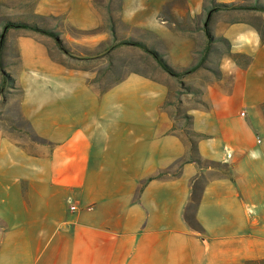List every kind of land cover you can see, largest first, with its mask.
I'll use <instances>...</instances> for the list:
<instances>
[{"label":"crops","instance_id":"crops-1","mask_svg":"<svg viewBox=\"0 0 264 264\" xmlns=\"http://www.w3.org/2000/svg\"><path fill=\"white\" fill-rule=\"evenodd\" d=\"M171 1L124 0L125 23L172 39L158 23ZM210 1L179 0L174 17L209 19L211 35L250 63L227 59L220 83L202 84L189 126L164 74L131 72L101 90L35 34L8 32L5 56L16 44L12 76L34 139L0 129V264H264V0H214L258 9L208 16ZM186 44L170 48L186 56L176 69L190 65ZM101 50L83 59L111 55ZM194 195L201 231L187 219Z\"/></svg>","mask_w":264,"mask_h":264},{"label":"rangeland","instance_id":"rangeland-1","mask_svg":"<svg viewBox=\"0 0 264 264\" xmlns=\"http://www.w3.org/2000/svg\"><path fill=\"white\" fill-rule=\"evenodd\" d=\"M55 0H15L6 2L0 7V31L1 25L6 20L26 21L35 24L38 28L48 30L57 35V39L63 42L70 55L65 54L58 47L57 39L48 35L28 31L38 36V42L48 48L51 56L60 62H66L76 69L86 70L88 79L96 83L101 90H106L112 83H115L131 72H149L152 76L164 74L170 89V100L174 102V110L178 116H182L183 122L189 126L190 121L185 114L189 108L199 106L202 84L220 83L223 79L222 66L227 59L245 65L247 60L239 54H233L230 44L222 39L211 35V41L204 32V22L198 19L185 17L181 20L175 18L174 8L179 0H172L168 3V10L159 16L158 23L172 32L174 38L164 39L158 34L148 31L141 24V28H131L126 24L123 17L124 0H70L76 3L70 8L53 7ZM208 1V0H207ZM210 1V0H209ZM207 7L214 5V0L206 2ZM244 10V9H230ZM248 10V9H246ZM74 11V12H73ZM208 14V9L205 10ZM130 15H132L130 13ZM124 21V22H123ZM264 34V22L259 21ZM177 36V37H175ZM64 37L67 42L64 43ZM125 40H131L145 44L148 48L159 52L164 60L177 72H183L192 67L196 71L176 79L160 68L154 58L142 48L132 45H120ZM193 42L190 65L184 69H176L173 66L181 65L186 56L176 55L188 47L187 41ZM174 45V54L170 48ZM116 46V47H115ZM16 44H11L8 55L4 57V70L11 77L16 70L19 61V54ZM111 48L110 56H102L96 60H85L88 49L103 52ZM114 47V48H113ZM78 52V54L70 51ZM73 51V52H74ZM98 52V53H99ZM83 53V54H81ZM176 57V61L169 60ZM169 60V61H168ZM180 63V64H178ZM1 80H3L0 72ZM154 88H151L150 92ZM23 91L18 85L7 84L3 96L0 97V129L12 132L19 138L30 137L34 139L26 121L20 114V100ZM171 104V103H170ZM202 105V104H201ZM248 117L250 118V112ZM200 138V137H199ZM196 139V138H195ZM194 206V205H193ZM190 209L189 215L193 211Z\"/></svg>","mask_w":264,"mask_h":264},{"label":"trees","instance_id":"trees-1","mask_svg":"<svg viewBox=\"0 0 264 264\" xmlns=\"http://www.w3.org/2000/svg\"><path fill=\"white\" fill-rule=\"evenodd\" d=\"M5 5H6V2L3 0H0V7H3ZM207 9H208L207 15L211 16L214 12H218L219 10H230V9L257 10L258 8H249V7L225 5V4H214L211 6V8H206V10ZM204 23H205L204 32L206 33L208 39H210V41H211V36H210L209 29H208L209 19H207ZM1 29L2 30L0 31V72L2 74L3 80H2V83L0 85V97L3 96L4 90L7 88V84H10V85L16 84L13 77H11L9 74H7L5 72L4 64H3V60L5 57V51L7 48L6 38H7L8 32L10 30H28V31L37 32V33H40L43 35H48L50 37H54L55 39H57V35L54 34L53 32L38 28L35 24H31V23H28V22L23 21V20L22 21L21 20L20 21L6 20L1 25ZM57 43H58V47L60 48L61 51H63L67 55H70L69 51L65 48L63 42H61L59 39H57ZM120 45H132V46L142 48L143 50H145L148 54H150L154 58V60L158 63V65L160 66V68L162 70H164L166 73H168L170 76H172L176 79H182L184 76L189 75L190 73H193L197 69L196 67H192L188 70H184L183 72H177L164 60L163 55H161L157 51H154V50L148 48L145 44H141L139 42H135V41H131V40H125ZM241 57L246 58L247 62L244 65V67H247L250 63V58H248L246 56H241ZM234 60L237 62V58H235ZM199 137H202V135H200ZM37 141H40L41 143L44 142V140H41L38 138H37ZM191 142H192V153H194L196 151V144H195L194 140H192ZM195 161H197V163H199L200 165H203V163H204V161L200 158L195 159ZM210 164L211 165L212 164L218 165V164H214V163H206V165H210ZM198 201H199V199L196 198V196L194 195L193 204H192V206L194 205L193 209L196 207V204L198 203ZM187 219H188V223L191 225L192 228H194L198 231H201V227L196 223L194 216L188 215Z\"/></svg>","mask_w":264,"mask_h":264},{"label":"built area","instance_id":"built-area-1","mask_svg":"<svg viewBox=\"0 0 264 264\" xmlns=\"http://www.w3.org/2000/svg\"><path fill=\"white\" fill-rule=\"evenodd\" d=\"M242 115H245V114H242ZM259 143H260V141H258ZM72 211H75L77 208L75 207V206H72L71 208H70Z\"/></svg>","mask_w":264,"mask_h":264}]
</instances>
